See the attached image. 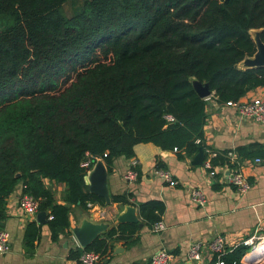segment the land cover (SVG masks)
Returning a JSON list of instances; mask_svg holds the SVG:
<instances>
[{
	"label": "trees",
	"instance_id": "16d2710c",
	"mask_svg": "<svg viewBox=\"0 0 264 264\" xmlns=\"http://www.w3.org/2000/svg\"><path fill=\"white\" fill-rule=\"evenodd\" d=\"M69 1L0 0V219L21 182L20 191L45 213L52 241L67 230L70 205H104L87 190V170L79 165L85 155L99 158L106 172L114 158L130 159L144 144L175 148L178 158L200 148L204 160L206 98L224 104L264 87V67L239 66L255 51L250 30L264 43V0H79L67 14L62 6ZM193 80L207 86V97ZM230 151L263 156L264 144L214 152L210 168H230ZM155 166L163 168L157 157ZM43 179L63 184V203ZM109 198L134 207L145 227L164 211L158 200ZM138 223L117 224L83 250L102 259L111 241L130 237ZM39 227L25 224V252L33 251ZM247 249L224 247L206 264H241Z\"/></svg>",
	"mask_w": 264,
	"mask_h": 264
},
{
	"label": "crops",
	"instance_id": "0c3cea01",
	"mask_svg": "<svg viewBox=\"0 0 264 264\" xmlns=\"http://www.w3.org/2000/svg\"><path fill=\"white\" fill-rule=\"evenodd\" d=\"M252 96L264 99V87L246 92L238 101ZM206 99L203 124V142L208 150L206 158L214 155V152L234 150L238 146L264 144V124L239 117L232 106L217 104L212 98ZM194 155L178 158L175 151H158L149 144L139 145L133 156L137 160V177L131 182L122 178L131 158L113 159L111 170L106 172L108 195L129 194L135 205L146 200L161 201L164 206L160 219L163 229L152 232L141 224L130 237L125 235L128 238L113 239L108 256L95 264H148L151 253L160 248L173 254L171 264H192L185 254L192 242H199L202 250L201 260L197 264H206L211 256L208 245L215 236H220L224 246L230 249L251 236L263 235L264 163L253 160L261 156L241 157L233 153L229 159L232 164L230 168L216 166L210 175L202 164L191 162ZM156 157L163 169L176 180L174 186H168L154 172L157 168ZM233 168H237L249 183L243 194L237 193L227 182L229 170ZM43 184L56 203H63L62 183L43 179ZM21 188L22 183L19 182L6 198L4 217L0 219L3 223L0 230L6 233L9 243L8 250L0 255V264H80L75 257H69L71 251H81L70 229L79 225L82 219L107 223L110 229L117 225L116 216L124 210V205L111 201L108 205L90 204L86 208L70 205L69 226L52 241L45 223L38 224L33 217L23 215L19 210L17 195ZM192 189H199L204 195L202 206L191 201L189 195ZM135 215L137 217L136 212ZM29 220H34L40 226L39 236L33 251L25 252L22 249V236Z\"/></svg>",
	"mask_w": 264,
	"mask_h": 264
},
{
	"label": "built area",
	"instance_id": "2783aa9c",
	"mask_svg": "<svg viewBox=\"0 0 264 264\" xmlns=\"http://www.w3.org/2000/svg\"><path fill=\"white\" fill-rule=\"evenodd\" d=\"M227 106H232L236 109V112L239 117L247 118L255 123L264 124V99L260 96H252L241 101H227L224 103ZM164 119L166 121H172V117L165 115ZM195 143L199 142V139L194 140ZM173 151H176L173 148ZM205 152L208 153V150L205 149ZM103 155H105L103 153ZM227 156L230 158L233 157V152H227ZM99 158H91L89 155H85L84 158L80 161V167L86 168L88 171L92 163ZM254 162H263L264 155L261 157H255ZM137 160L133 157L129 160V167L122 175V178L131 182L134 181L137 177V171L135 166ZM201 164L208 170L209 174L212 175L214 171L210 168L209 158L202 160ZM154 172L158 175L168 186H174L176 180L172 179L169 173L163 168H155ZM227 182L231 184L237 193L243 194L249 187V183L245 177L238 171L237 168L229 170L227 176ZM191 201L195 204L202 206L205 199L204 195L199 189H192L189 195ZM90 206V203L86 204ZM17 206L23 215L29 217H35V214L38 212V200L34 198L29 193L20 192L17 195ZM50 218V216L48 217ZM152 232H157L163 229V224L159 221H156L151 224L149 227ZM242 245L248 247L247 251L240 258L241 264H256L264 262V235H255L241 241ZM78 246V244L76 243ZM209 249L211 252L221 253L223 251L224 243L223 239L220 236H215L213 240L209 243ZM9 243L7 240V235L3 230H0V255L8 250ZM201 246L199 242H192L188 245L186 250V259L191 263H199L201 260ZM173 254L168 252L165 249H156L149 256L148 264H171L173 260ZM101 259L99 253L94 251H85L81 249L76 260L80 264H95ZM216 264H222L221 261H217Z\"/></svg>",
	"mask_w": 264,
	"mask_h": 264
},
{
	"label": "water",
	"instance_id": "95a60500",
	"mask_svg": "<svg viewBox=\"0 0 264 264\" xmlns=\"http://www.w3.org/2000/svg\"><path fill=\"white\" fill-rule=\"evenodd\" d=\"M252 33V39L255 44V51L250 57H245L239 63L240 67H264V43L260 41L258 36V30H250ZM193 86L201 97H207L209 91L206 85H201L198 81H192ZM203 150L198 149L196 154L193 156V164H201L203 159ZM18 176V173L15 174ZM86 186L88 192L95 194L103 199L105 205L110 203V198L107 191L106 185V170L104 164L100 159H96L89 170L86 173ZM45 213L38 211L35 214L34 220L38 224L44 223ZM120 223H138V218L135 215V209L132 206L124 205V210L116 216L115 224ZM3 223L0 221V226ZM141 223H138V227ZM109 229L107 223L93 222L88 219H82L80 224L70 229L76 243L81 249L86 248L97 236L101 233L106 232Z\"/></svg>",
	"mask_w": 264,
	"mask_h": 264
},
{
	"label": "rangeland",
	"instance_id": "374dc122",
	"mask_svg": "<svg viewBox=\"0 0 264 264\" xmlns=\"http://www.w3.org/2000/svg\"><path fill=\"white\" fill-rule=\"evenodd\" d=\"M78 3H79V0H71L69 2L64 3L62 6L63 11L65 13L69 14L71 12V10L78 5ZM250 33L252 35L253 32L250 31Z\"/></svg>",
	"mask_w": 264,
	"mask_h": 264
}]
</instances>
